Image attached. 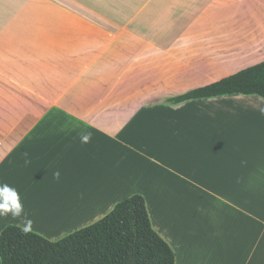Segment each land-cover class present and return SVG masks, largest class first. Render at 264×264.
<instances>
[{
  "label": "crops",
  "instance_id": "1",
  "mask_svg": "<svg viewBox=\"0 0 264 264\" xmlns=\"http://www.w3.org/2000/svg\"><path fill=\"white\" fill-rule=\"evenodd\" d=\"M262 61L264 0H0V180L49 241L140 195L175 264H264V99L168 102Z\"/></svg>",
  "mask_w": 264,
  "mask_h": 264
},
{
  "label": "trees",
  "instance_id": "2",
  "mask_svg": "<svg viewBox=\"0 0 264 264\" xmlns=\"http://www.w3.org/2000/svg\"><path fill=\"white\" fill-rule=\"evenodd\" d=\"M230 94L264 99V61L239 70L213 84L168 99L190 100ZM1 264H175L171 247L153 230L144 198L120 201L102 219L58 240L49 241L20 227L0 233Z\"/></svg>",
  "mask_w": 264,
  "mask_h": 264
},
{
  "label": "clouds",
  "instance_id": "3",
  "mask_svg": "<svg viewBox=\"0 0 264 264\" xmlns=\"http://www.w3.org/2000/svg\"><path fill=\"white\" fill-rule=\"evenodd\" d=\"M79 139L81 144H88L92 140V133L89 131H83L80 134ZM24 155L27 158L28 153L25 152ZM25 163L29 164L30 160L26 159ZM53 177L54 179L59 180L61 177L60 171H55ZM9 215L13 219L22 218L19 227L23 233L32 231L33 220L28 218L25 212L19 191L9 183L0 180V217H6Z\"/></svg>",
  "mask_w": 264,
  "mask_h": 264
}]
</instances>
